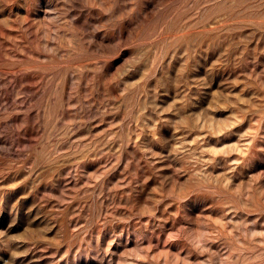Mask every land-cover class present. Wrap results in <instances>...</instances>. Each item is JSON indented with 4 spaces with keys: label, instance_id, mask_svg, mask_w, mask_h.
I'll use <instances>...</instances> for the list:
<instances>
[{
    "label": "rangeland",
    "instance_id": "1",
    "mask_svg": "<svg viewBox=\"0 0 264 264\" xmlns=\"http://www.w3.org/2000/svg\"><path fill=\"white\" fill-rule=\"evenodd\" d=\"M0 264H264V0H0Z\"/></svg>",
    "mask_w": 264,
    "mask_h": 264
}]
</instances>
